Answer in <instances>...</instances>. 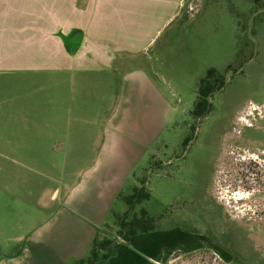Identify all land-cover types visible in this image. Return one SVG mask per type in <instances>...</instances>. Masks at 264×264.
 Wrapping results in <instances>:
<instances>
[{
	"label": "rangeland",
	"instance_id": "374dc122",
	"mask_svg": "<svg viewBox=\"0 0 264 264\" xmlns=\"http://www.w3.org/2000/svg\"><path fill=\"white\" fill-rule=\"evenodd\" d=\"M250 6L0 0V40L23 41L16 57H29L0 63L14 67L0 69V90L25 93L29 133L46 140L42 157L0 160V264H54L59 254L72 264L105 238L118 242L107 264H239L200 237L186 252L198 232L230 234L234 250L254 247L264 262V72L253 68L192 114L221 35L230 50L233 15L248 18ZM109 177L124 179L110 208L96 188ZM137 185L150 195L130 217L144 208L157 227L126 241L119 219ZM95 208L105 212L98 223Z\"/></svg>",
	"mask_w": 264,
	"mask_h": 264
},
{
	"label": "flooded vegetation",
	"instance_id": "af4514ba",
	"mask_svg": "<svg viewBox=\"0 0 264 264\" xmlns=\"http://www.w3.org/2000/svg\"><path fill=\"white\" fill-rule=\"evenodd\" d=\"M249 11L250 16L248 18H240L237 16L240 15L239 13H234L233 15L230 50L226 49L224 34L221 35L220 63L215 68L216 73L214 75V79L218 84L216 91L225 90L226 87L233 84L240 76L246 78L251 75L253 68L260 70L258 72H264V36L262 32L264 26V0H251ZM261 34L263 37L259 38ZM189 235L192 244L185 248L186 252L193 251L195 247L199 248L198 245H195V242H197L195 238L200 237L210 244L206 245L209 248H213L212 245H214L223 252H230L233 256L232 258H236L239 264L264 263L261 260V254L254 247L248 253H240L238 250H234L232 245L235 241L231 238L230 234H202L198 232L197 234L193 233ZM243 235L246 238L249 236V234ZM241 255L244 256V260H240L239 257Z\"/></svg>",
	"mask_w": 264,
	"mask_h": 264
},
{
	"label": "crops",
	"instance_id": "0c3cea01",
	"mask_svg": "<svg viewBox=\"0 0 264 264\" xmlns=\"http://www.w3.org/2000/svg\"><path fill=\"white\" fill-rule=\"evenodd\" d=\"M22 42L23 41H17L15 39L0 40V63H25L27 59H29L28 55H26L28 58L24 56L16 57V54L24 55L15 49L17 43ZM13 68L10 66L0 67V69H2L1 71L4 72ZM26 106L25 93L18 92L17 94L16 90L11 85L0 90V160H24L35 156L39 157L41 153L46 150V148L44 149L46 140L40 137H33L29 133V128L34 124L32 125L31 122L24 117V114H22V112L26 111ZM35 126H37V124ZM5 177H0V190H3L5 187L8 188L7 185H4L6 183ZM7 177L10 178V175L8 174ZM123 182V178L120 183L119 179L109 177L105 181L104 186H96L97 189L98 187H100L99 189H103V194L104 196L106 195L104 199L106 207L110 208L115 194H117V191L120 192ZM55 193L53 195H55ZM93 212L95 220L92 219L91 222H100L105 212L101 213V209L98 208H95ZM101 214L103 215L101 216ZM185 232L188 234L186 229ZM182 235L183 234H179V236ZM73 250L74 245L69 247L67 254H72L74 252ZM40 252L42 251L39 249L41 260L44 262L43 255ZM145 254L147 255V259H155L151 253L147 252ZM67 257L69 256L65 257L59 254V258L56 259L54 264H63L64 258Z\"/></svg>",
	"mask_w": 264,
	"mask_h": 264
},
{
	"label": "trees",
	"instance_id": "16d2710c",
	"mask_svg": "<svg viewBox=\"0 0 264 264\" xmlns=\"http://www.w3.org/2000/svg\"><path fill=\"white\" fill-rule=\"evenodd\" d=\"M76 31L81 30L76 29ZM215 73L216 69L211 67L205 76L200 79L197 99L192 109V114L195 117L207 113L210 97L218 88V84L214 79ZM149 195L150 193L143 185L135 186L132 193L124 195V200L129 205L128 210L119 219V232L124 240L129 241L133 236L139 233L149 232L157 227L156 218L149 215L144 208L141 209L140 215L133 213L132 217H130L131 213L134 212L135 205L141 203ZM117 246L118 242H115L111 238L97 240L94 242L91 253L86 259L81 258L72 264H107L108 259L112 256Z\"/></svg>",
	"mask_w": 264,
	"mask_h": 264
},
{
	"label": "built area",
	"instance_id": "2783aa9c",
	"mask_svg": "<svg viewBox=\"0 0 264 264\" xmlns=\"http://www.w3.org/2000/svg\"><path fill=\"white\" fill-rule=\"evenodd\" d=\"M256 107H253V109H255ZM253 110H249V112L251 113ZM244 120H246L247 118H243ZM247 122L249 123V124H251V121L250 120H247Z\"/></svg>",
	"mask_w": 264,
	"mask_h": 264
}]
</instances>
